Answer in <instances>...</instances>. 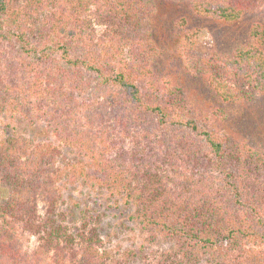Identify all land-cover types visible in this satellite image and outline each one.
<instances>
[{
  "label": "trees",
  "instance_id": "obj_1",
  "mask_svg": "<svg viewBox=\"0 0 264 264\" xmlns=\"http://www.w3.org/2000/svg\"><path fill=\"white\" fill-rule=\"evenodd\" d=\"M159 1L167 0H0V110L44 120L52 135L0 137V178L12 190L4 211L13 218L0 223V264L31 259L14 230L19 222L38 231L44 225L47 242L77 244L74 264H121L98 229L88 230L86 211L78 234L54 214L60 196L51 189L65 171L58 144L80 147L89 158V166L71 163L73 175L121 195L134 207L131 218L173 241L162 264H195L200 252L208 264H264V150L226 144L181 112L173 90L165 85L160 93L150 64L162 46L143 25ZM168 1L225 22L251 7L246 0ZM201 65L225 101L264 92V23L253 22L246 43ZM156 90L161 95L150 98ZM144 114L173 138L146 127ZM134 115L143 129L132 134L124 126ZM127 136L134 146L108 158L102 144ZM40 191L51 197L41 221Z\"/></svg>",
  "mask_w": 264,
  "mask_h": 264
},
{
  "label": "rangeland",
  "instance_id": "obj_2",
  "mask_svg": "<svg viewBox=\"0 0 264 264\" xmlns=\"http://www.w3.org/2000/svg\"><path fill=\"white\" fill-rule=\"evenodd\" d=\"M246 2L251 7L239 21L225 22L195 13L187 2L159 1L156 14L147 17L143 25L154 33L162 46L161 55L154 57L150 64L153 73L150 76L157 79L160 93L165 94V85L167 90H173L178 100L176 102L182 106L181 112L212 129L226 144L264 150V92H258L251 100L225 101L210 86L207 75L201 69V63L216 52L225 54L246 43L253 22L264 23V0ZM161 94L156 90L150 98ZM10 115L9 111L0 110V137L7 132L25 133L37 141H46L52 136L44 120L34 116L22 118V113H17L14 118ZM137 116L134 115L124 126L132 134L134 130L138 132L143 129L142 125L135 126ZM30 118H34L35 122ZM139 118L163 139L172 137L163 134L167 133L164 126H159L152 115L144 114ZM123 140L115 144H102L108 146L105 155L108 158L119 157L122 148L125 150L135 144L132 137L127 136ZM58 145L60 153L57 163L65 171L56 181L57 189H51L60 196L54 214L70 233L78 234L86 211L88 230L93 227L98 229L105 247L114 258H120L121 264H162L160 255L174 247L173 241L161 234L156 235L139 220L131 218L134 207L121 195H113L108 188L95 185L92 177L73 175L71 163L78 164V167L89 166V158L80 147ZM11 194L10 187L0 178V223L5 220L9 224L13 222V218L4 211ZM48 196L43 192L37 197L39 221L49 216L51 197ZM25 224H13L23 250L31 258L25 264H74L72 256L78 251L77 242H73L76 245L72 247L67 240H61L60 244L47 242L42 234L44 225L38 231V228L33 229ZM197 255L195 264H208L206 255L202 252ZM171 260L175 259L168 260L167 264Z\"/></svg>",
  "mask_w": 264,
  "mask_h": 264
}]
</instances>
